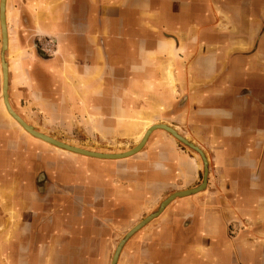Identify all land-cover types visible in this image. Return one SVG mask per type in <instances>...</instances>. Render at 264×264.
Instances as JSON below:
<instances>
[{"label": "crops", "instance_id": "crops-1", "mask_svg": "<svg viewBox=\"0 0 264 264\" xmlns=\"http://www.w3.org/2000/svg\"><path fill=\"white\" fill-rule=\"evenodd\" d=\"M4 64L11 107L43 134L129 150L109 146L139 87L144 122L206 156L204 189L128 239L118 264H264V0H0V264H111L133 226L203 183L202 156L163 130L123 160L57 150L9 117ZM86 118L113 137L72 141Z\"/></svg>", "mask_w": 264, "mask_h": 264}, {"label": "bare ground", "instance_id": "bare-ground-1", "mask_svg": "<svg viewBox=\"0 0 264 264\" xmlns=\"http://www.w3.org/2000/svg\"><path fill=\"white\" fill-rule=\"evenodd\" d=\"M5 26H6V22H5V24L3 22V24H2V38H4L3 41H5V43H6L5 46H7L8 38H7V31L5 29ZM168 73H169V75L168 74L167 75L170 79V82L173 84L174 83L173 77H172L170 72H168ZM2 76H3L4 106H5V109L7 110L8 114H9V117L13 118L19 124V126H21L22 130H24V132H26L30 136H34L35 138L40 139V140H42L48 144H51L57 148H60V149H63V150H66V151H69V152H72L75 154H80L83 156L94 157V158H99V159H113V160L125 159V158L131 157V156L137 154L138 152H140L142 150V148L145 146V144H146L148 138L151 136V134L157 130H165V131L169 132L170 134H172V136H174L175 138H180L181 140L185 141L186 144H189V145L195 147L194 145L189 143L185 138H182L176 131H174L169 126L164 125V124H153L150 121L144 122V124H143L144 127L142 129H139L140 131L138 132V134L136 136V138H137L136 139L137 140L136 147L129 150V151H126V152L115 153V154L100 153V152H95V151H91V150L78 148V147L72 146L71 144H68V143L60 142L54 138H51L48 135H45L41 132H38L31 125H29L27 122H25L16 112H14L13 108L11 107V105L8 101V97H7V87H8V81H9L8 80V68L7 67H5V68L3 67ZM196 149H198V148H196ZM198 150L201 152L200 149H198ZM201 155L203 156V158L205 160L204 162L207 166L208 162H207V160H206V158L202 152H201ZM205 185H206V183H203L199 188H195L193 190H188V191H181V192H177V193L172 194L170 197H168L166 199V201L163 204V207L168 206L177 197H184V196H188L191 193H197V192L202 191V189H204ZM150 216H152V215H150ZM150 216L147 217V219L144 220V222H142V223L138 224L136 227H134L129 232L128 236L130 234H132L133 232H135L143 224L146 225L147 223H149L150 220L152 219V217H150ZM122 241H121V244H119L120 247L118 246L119 248L117 247V249L115 251L112 264H115L116 261H118L120 249L124 243V241L123 242Z\"/></svg>", "mask_w": 264, "mask_h": 264}, {"label": "rangeland", "instance_id": "rangeland-1", "mask_svg": "<svg viewBox=\"0 0 264 264\" xmlns=\"http://www.w3.org/2000/svg\"><path fill=\"white\" fill-rule=\"evenodd\" d=\"M1 26H2V22H1ZM3 39V38H2ZM40 47L42 48V46L40 45ZM4 67V66H3ZM8 68V67H7ZM167 72V71H166ZM169 80V79H168ZM135 90H138V91H136V92H134L133 93V95H134V100L135 101H137V102H135V103H133L134 104V106L133 107H137L136 109H132V111L130 112V111H127L126 113L127 114H124V113H119V111H118V109H117V115H118V121H117V125H118V128H121L122 126H125V124L126 123H129L131 126L130 127H128L127 126V129H126V134L124 135V134H121V135H117V145H111V146H109V147H117V148H122V147H125L124 145H122V143H125V142H127V146H126V148L128 149V148H131V149H133V148H135L136 147V143H137V138H136V136H137V134H138V132L140 131L139 129H142L144 126H143V124H144V113L143 112H140V111H142V108H143V106H144V90H142L141 88H139V87H137ZM142 90V91H141ZM4 98V97H3ZM125 115V116H124ZM122 116V117H121ZM11 118V117H10ZM12 120H14L13 118H11ZM120 119H122L121 121H119ZM15 121V120H14ZM151 122H153L152 120H150ZM16 122V121H15ZM154 123V122H153ZM18 124V123H17ZM79 124V125H78ZM77 126L78 127H83L84 128V132H85V134H76L77 132H74V134L73 135H70L69 134V136H70V138H71V140L73 141H76L77 142V140L79 141V142H81L82 143V141H84L85 142V144H86V146L87 145H89V146H92V145H94L95 143H96V141H98V142H101L100 141V137L101 138H104V137H113V135H109V134H106V135H104V134H96V133H98V131H96V130H98V127H101V128H103V125L102 126H98V125H95V122H93V120L92 119H88V118H86V119H84L83 120V122L82 121H79V123H77ZM93 127H96L95 129L93 128ZM171 128V127H170ZM65 130H66V128H64V127H61L60 128V131L62 132V134L61 135H58L59 137H62L63 139H65V138H68V136L67 135H65ZM78 130V129H77ZM76 130V131H77ZM95 130V131H94ZM174 130V129H173ZM24 131V130H23ZM158 131V130H157ZM163 131H165V130H163ZM39 132V131H38ZM156 132V131H155ZM165 132H167V131H165ZM132 133V134H131ZM170 136H172V134H170L169 132H167ZM45 134V133H44ZM29 135V134H28ZM45 135H47V134H45ZM49 136V135H48ZM32 137H34V136H32ZM51 137V136H50ZM172 137H174V136H172ZM182 137V136H181ZM35 138V137H34ZM51 138H54V137H51ZM150 138V137H149ZM149 138H148V140H149ZM175 138V137H174ZM183 138V137H182ZM37 139V138H36ZM54 139H56V138H54ZM84 139H86V140H84ZM38 140H40V139H38ZM56 140H58V139H56ZM147 140V141H148ZM187 140V139H186ZM40 141H42V140H40ZM58 141H60V140H58ZM188 141V140H187ZM44 142V141H43ZM60 142H63V143H68V142H64V141H60ZM102 142H104V141H102ZM189 142V141H188ZM44 143H46V142H44ZM190 143V142H189ZM46 144H48V143H46ZM68 144H70V143H68ZM192 144V143H191ZM48 145H50V146H52V147H54L55 149H57V150H60V151H63V152H66V153H71V154H75V153H72V152H69V151H66V150H63V149H60V148H57V147H55V146H53V145H51V144H48ZM72 146H75V147H78V148H82V149H86V150H91V149H87V148H83V147H81V146H77V145H74V144H71ZM133 145H135L134 147H133ZM192 145H194V144H192ZM195 146V145H194ZM133 147V148H132ZM145 147V146H144ZM144 147L142 148V150L144 149ZM196 147V146H195ZM196 148H198V147H196ZM131 149H129V150H131ZM199 149V148H198ZM129 150H124V151H117V152H112V151H98V150H91V151H95V152H100V153H107V154H115V153H121V152H126V151H129ZM142 150L140 151V152H138L137 154H135V155H133V156H136V155H138V154H140L141 152H142ZM202 152V151H201ZM203 153V152H202ZM204 154V153H203ZM76 155H80V154H76ZM201 155V154H200ZM83 156V155H82ZM133 156H131V157H133ZM202 156V155H201ZM205 156V155H204ZM128 158H130V157H128ZM203 158V157H202ZM205 158H206V156H205ZM97 159H99V158H97ZM125 159H127V158H125ZM115 160H123V159H115ZM206 160H207V158H206ZM203 162H204V158H203ZM207 162H208V160H207ZM208 165V164H207ZM204 166H206V164H205V162H204ZM204 174H205V169H204ZM203 174V175H204ZM204 179V178H203ZM193 189H195V188H193ZM172 195V194H171ZM170 195V196H171ZM166 200V199H165ZM164 200V201H165ZM175 200V199H174ZM173 200V201H174ZM172 201V202H173ZM150 215H152V214H150ZM149 215V216H150ZM149 216H147V217H149ZM146 217V218H147ZM145 218V219H146ZM145 219H143V220H141L140 222H138L135 226H133L130 230H129V232L134 228V227H136L138 224H140L142 221H144ZM152 221V220H151ZM143 228H144V226L141 228V229H139L133 236H135L137 233H139L141 230H143ZM128 232V233H129ZM127 233V234H128ZM133 236H131V237H133ZM126 236H124V238H125ZM130 237V238H131ZM123 238V239H124ZM129 238V239H130ZM122 239V240H123ZM121 240V241H122ZM120 241V242H121ZM125 245V244H124ZM124 247V246H123ZM117 249V248H116ZM123 249V248H122ZM114 254H115V252H114ZM113 257H114V255H113ZM119 260V259H118ZM112 261H113V258H112ZM111 264H112V262H111ZM117 264H118V262H117Z\"/></svg>", "mask_w": 264, "mask_h": 264}, {"label": "water", "instance_id": "water-1", "mask_svg": "<svg viewBox=\"0 0 264 264\" xmlns=\"http://www.w3.org/2000/svg\"><path fill=\"white\" fill-rule=\"evenodd\" d=\"M4 10H5V7H4V4L2 5V8H1V18H2V21L4 22V24H5V14H4ZM3 22H2V24H3ZM5 29H6V26H5ZM3 40H4V38H3ZM6 43H5V41H3V47L4 48H6ZM5 67H7L6 66V64H4V68ZM179 141H181L182 143H184V144H186L185 143V141H183V140H181L180 138H177ZM186 145H188L189 147H191L192 149H194L195 151H197L199 154H201V152L198 150V149H196L195 147H193V146H191V145H189V144H186ZM203 157V156H202ZM205 161V160H204ZM207 178H208V166H205V174H204V179H203V183H207ZM202 183V184H203ZM201 184V185H202ZM200 185V186H201ZM199 186V187H200ZM206 186V185H205ZM199 187H197V188H199ZM191 190H193V189H191ZM203 190V189H202ZM198 193V192H197ZM191 194H195V193H191ZM191 194H189V195H191ZM166 201V200H165ZM164 201V202H165ZM164 202H162V204H161V206L159 207V209H158V211L157 212H155L154 214H152V216H150V217H152V219L151 220H153L154 218H156L157 216H159L162 212H163V210L167 207V206H165V207H163V204H164ZM147 219V218H146ZM145 219V220H146ZM150 220V221H151ZM142 222H144V221H142ZM141 222V223H142ZM148 224V223H147ZM143 226H145V224H143L142 226H140L135 232H133L132 234H130L129 236H128V234L126 235V237L123 239V241H124V243H123V245L121 246V249H120V253H121V251H122V248H123V246H124V244L126 243V241L131 237V236H133L139 229H141ZM122 241V242H123ZM119 244H121V242L119 243ZM119 246V245H118ZM120 247V246H119ZM118 247V248H119ZM120 253H119V256H120ZM119 256H118V259H119ZM117 262L118 261H116V263L115 264H117Z\"/></svg>", "mask_w": 264, "mask_h": 264}]
</instances>
